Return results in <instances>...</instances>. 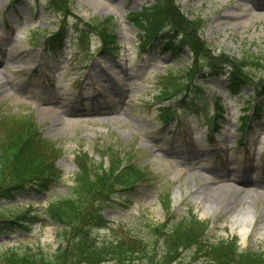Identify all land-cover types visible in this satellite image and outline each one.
<instances>
[{
  "label": "rangeland",
  "instance_id": "rangeland-1",
  "mask_svg": "<svg viewBox=\"0 0 264 264\" xmlns=\"http://www.w3.org/2000/svg\"><path fill=\"white\" fill-rule=\"evenodd\" d=\"M72 1L75 14L85 22L116 16L114 29L121 46L117 58L97 55L101 45L98 35H92L90 44L83 45L73 25L68 29L66 48L46 54L43 46L35 43L59 26L57 16L46 11L45 0H26L18 7L13 0H0V109L32 113L45 137L63 149L58 160L63 171L59 183L44 194L30 190L4 205L30 201L41 212L50 200L70 194L78 171L77 152H88L99 165L107 163V158L100 157L104 148L122 152L134 148L139 162L149 166V180L130 193L129 199H125L129 195L125 193L103 205L108 227L115 224L145 235L141 226L145 219L152 224L167 219L160 194L170 192L175 215L186 218L193 212L211 222L207 238L221 241L238 236L241 249L264 250V97L254 100L262 107L261 118L253 119L252 128L241 132L240 118L253 114L245 107L254 91L246 88L233 95L226 91L228 77H196L194 83L211 99L223 95L225 119L217 122L222 129L214 125L209 128L205 121L200 123L199 116L205 115H198L195 109L193 114L181 111L176 118L182 120L177 124H166L156 100L162 77L169 71L188 70L192 55L188 50L177 54L164 49L160 42L148 49L139 45L137 27L126 15L154 0ZM177 3L189 20L206 21L202 37L216 54L241 57L248 50L264 52V0ZM89 45L95 57L88 68L79 69L73 54L81 51L80 59L86 61L84 50ZM80 78L84 94L73 83ZM54 81L57 90L52 88ZM230 168L235 170L230 173ZM108 227L94 229L93 234L100 241H109L125 232L121 228L113 232ZM2 228L5 230V226ZM56 238V227L35 221L29 231H3L0 250L17 242L40 243L52 251L60 243ZM192 257L191 252L185 253L192 264H207L204 259Z\"/></svg>",
  "mask_w": 264,
  "mask_h": 264
},
{
  "label": "trees",
  "instance_id": "trees-1",
  "mask_svg": "<svg viewBox=\"0 0 264 264\" xmlns=\"http://www.w3.org/2000/svg\"><path fill=\"white\" fill-rule=\"evenodd\" d=\"M48 4L61 16L60 31L43 38L45 48L54 50L66 44L67 19L74 13L70 0H48ZM129 18L138 26L144 48L153 38L168 35L179 39L178 50L188 47L193 53L194 65L187 71L186 80L172 73L162 77L158 99L174 100L173 106L162 107L161 118L165 122L177 116L182 107L190 111L201 106L211 108L209 97L193 83L195 75L201 73L198 63L202 60L209 61L215 72L229 70V87L232 90L251 84L256 95L264 94V76L253 74L254 70L264 71V54L248 53L242 58L225 53L214 54L212 47L200 35L206 26L205 20H189L174 0H157L152 7L133 13ZM79 21L75 25L81 29L83 45H88L90 34L96 33L102 40L101 54L118 52L114 16L85 22L83 28L78 26ZM164 27L170 30H162ZM198 92L202 95L199 105L195 104ZM248 104L252 108L253 100L250 99ZM216 108V115L221 116L222 101L219 97ZM255 110L258 115L260 107L255 106ZM62 153L54 141L45 138L32 113H7L0 109V202L15 199V193H26L28 189L39 193L50 191L63 175L56 164ZM104 154L109 157L108 167L96 166L86 153L78 154L79 171L74 178L71 195L51 200L42 213L36 212L33 205H17L10 210L0 207V234L3 231L30 230L35 220L40 221L44 216L43 223L59 226L57 230L61 240L54 251L30 243L2 249L0 264H189L182 259L184 252L188 251L192 252L194 259L204 258L209 264H264V251L241 250L236 237L213 242L206 239L204 235L210 227L208 221L195 216L181 220L172 217L170 193L161 197L170 217L159 224H149L146 220L141 224L144 228L147 226L145 235L128 232L109 241L94 238L90 233L92 225L104 226L108 222L102 214V206L121 192L138 190L148 176V168L138 162L134 150L121 152L109 148Z\"/></svg>",
  "mask_w": 264,
  "mask_h": 264
},
{
  "label": "bare ground",
  "instance_id": "bare-ground-1",
  "mask_svg": "<svg viewBox=\"0 0 264 264\" xmlns=\"http://www.w3.org/2000/svg\"><path fill=\"white\" fill-rule=\"evenodd\" d=\"M243 230H245V228H243Z\"/></svg>",
  "mask_w": 264,
  "mask_h": 264
}]
</instances>
